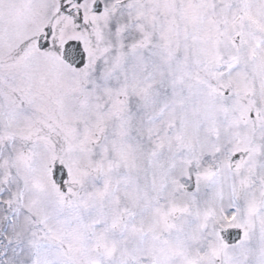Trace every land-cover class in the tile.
<instances>
[{
    "label": "snow or ice",
    "instance_id": "snow-or-ice-1",
    "mask_svg": "<svg viewBox=\"0 0 264 264\" xmlns=\"http://www.w3.org/2000/svg\"><path fill=\"white\" fill-rule=\"evenodd\" d=\"M0 264H264V0H0Z\"/></svg>",
    "mask_w": 264,
    "mask_h": 264
}]
</instances>
